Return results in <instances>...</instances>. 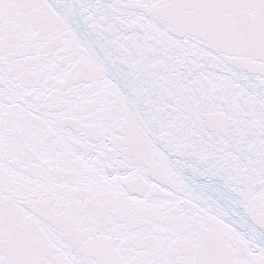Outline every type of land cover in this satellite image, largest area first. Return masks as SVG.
Segmentation results:
<instances>
[{
  "label": "snow or ice",
  "instance_id": "1",
  "mask_svg": "<svg viewBox=\"0 0 264 264\" xmlns=\"http://www.w3.org/2000/svg\"><path fill=\"white\" fill-rule=\"evenodd\" d=\"M0 264H264V0H0Z\"/></svg>",
  "mask_w": 264,
  "mask_h": 264
}]
</instances>
